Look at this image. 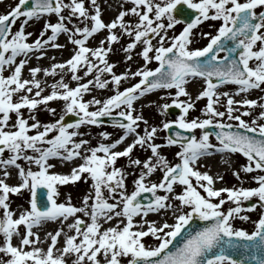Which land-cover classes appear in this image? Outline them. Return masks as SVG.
Returning <instances> with one entry per match:
<instances>
[{"label":"snow or ice","instance_id":"6c2138e0","mask_svg":"<svg viewBox=\"0 0 264 264\" xmlns=\"http://www.w3.org/2000/svg\"><path fill=\"white\" fill-rule=\"evenodd\" d=\"M130 2L131 7L120 6L109 22L102 19L98 0H32L31 4L18 0L0 14V264H248L249 260L264 264V211H260L253 230L234 226L237 218L250 220L243 211L256 210L257 205L264 209V122L258 123L264 120V103L253 116L250 109L258 105L259 98L234 100L230 91L218 90L233 84L235 94L240 95L264 86V0ZM129 15L135 18L134 23L125 19ZM52 16L56 17L54 22ZM177 17L186 18L178 34L175 25L182 21ZM40 19L45 21L43 28L35 40H30L33 33L26 26ZM18 20L21 22L13 30ZM208 20L219 22L215 34L193 31ZM101 30L107 35L97 46H88L87 41ZM169 30L174 34L169 35ZM60 34L67 35L74 52L43 72L55 75L59 68L70 72L77 83L70 87L61 76L51 85L50 93L42 95L41 81L36 78L42 69L30 67L31 79L22 77V69L30 53L39 51L43 57V49L63 47L56 43ZM123 35L130 38L122 48L125 59L131 61L133 50L140 46L143 64L117 74L108 56L113 43ZM205 37L203 47H193L197 39ZM152 62L157 66L149 67ZM78 69H84L85 77L93 74L92 78L80 82ZM6 70L10 74L5 75ZM105 74L109 78H102ZM197 78L203 86L193 98L186 85ZM133 79L136 82L121 87L124 80ZM110 85L111 95L83 99L84 93L93 88L108 89ZM157 89L166 90L160 98L170 100L157 106L161 114L171 105L181 112L177 119L149 125L135 102ZM205 97L207 103L200 109L203 118L189 119L196 101ZM56 99L64 101L65 114L75 112L79 119L63 123L65 114L50 122L37 119L39 105L55 115L48 102ZM91 105L98 107L90 110ZM24 108L30 113L27 117ZM104 116L113 117L111 123L121 130L118 138L96 146H90L88 139H76L84 135L78 131L81 125H100ZM232 121L238 122L235 127L243 131L233 130ZM141 123L143 134L138 131ZM173 125L189 131L199 129L200 135L193 131L186 136L178 130L174 136H166L163 144L157 143L158 132ZM210 125L219 129L215 133L218 143H213L205 130ZM99 135L109 140L112 134L104 131ZM129 137L131 142L117 150ZM165 146H178L176 162L161 153ZM136 147H146L151 155L132 159ZM213 153L220 154L226 163L235 154L246 158L232 170L240 186L216 187L215 181L223 177L214 178L209 171L200 170L205 167L201 159ZM120 157H128L130 166L140 168L131 192L126 187L128 172L116 166ZM53 158L62 164L80 162L68 174H60L50 171L55 167L49 162ZM13 169L19 178L14 185L6 182ZM157 171L161 172L157 182L146 180ZM81 180H90L91 188L80 206L72 203L70 194L64 201L58 200V185ZM245 182L251 186H244ZM38 189L46 192L38 195ZM24 190L30 193L29 206L12 209L10 194L19 195ZM145 192L152 194L146 204L141 203ZM252 198L256 202L245 209L244 202ZM173 200L178 203L173 204ZM226 203L227 208H223ZM169 210L173 223L165 219L157 224L146 219L149 214L167 216ZM137 216L141 219L136 220ZM194 216L208 223L188 232L182 243L168 250L172 238L181 234ZM50 222L61 226L46 231L41 240L39 231ZM106 222L113 223L103 227ZM148 237L154 238V246L146 242ZM228 250L239 251V257Z\"/></svg>","mask_w":264,"mask_h":264},{"label":"rangeland","instance_id":"374dc122","mask_svg":"<svg viewBox=\"0 0 264 264\" xmlns=\"http://www.w3.org/2000/svg\"><path fill=\"white\" fill-rule=\"evenodd\" d=\"M88 2H89V0H86V3H88ZM16 3H18V0H0V14L6 13L7 11H9L10 7L14 6ZM98 3L101 6L102 19L105 22H108V19L110 18L109 14H108L110 11L114 10L115 11V15H116L118 13V11L120 10V6H122L125 9L132 6L130 0H98ZM91 10L92 9L90 8V11ZM51 19L54 22L56 17L52 16ZM125 19H127V20H129L130 22H133V23L135 22V18L132 17L131 15L127 16ZM20 22L21 21H19V20L17 21L16 25H14V29L13 30H16L18 28ZM44 22H45L44 19L33 20V21H30V23L26 26V30L27 31H31L33 33L32 37H30V40H35L36 39V37L38 36L40 30L43 28ZM184 26H185L184 22H181V23L175 25V29H174L175 33L178 34V32L180 30H182ZM218 26H219V22L218 21L208 20V21L202 22L195 29H193V31L196 32L197 34H199L200 32H211L212 34H215L216 28ZM69 27H71V25H69ZM116 31H117V34L119 35V29H117ZM49 32H50V30H49ZM99 33H101V31ZM99 33L95 34L93 38H90L87 41V45L88 46L95 47V46L98 45L99 40L97 41V39H98V34ZM168 34L169 35H173L174 34L173 30H169ZM129 40H130V38L127 35L121 36L119 42H114L113 43V45H112L113 51L108 56L109 62L115 64L114 71L117 74L129 70V66L131 67V70H135L137 67H139L140 65L143 64V59H142V57L139 56V52L141 50L140 46H138L136 49L133 50L131 61H128V60L125 59V55L126 54L122 51V48L124 46H126V44L129 42ZM56 43H58L60 45H63V47H61V48H56L57 51L60 52V54H58L59 55V57H58L59 61H61L60 58H61L62 55H66V59H68L73 54L74 45L70 41L67 40V35L66 34H60L57 37ZM153 43H155V40L153 41ZM206 43H207V38L206 37L202 38V39H197L196 42L193 44V47H203ZM105 46H107V42L105 43ZM46 50L50 51V50H52V48L48 47ZM219 55L223 56L224 53L220 52ZM45 58H49V57H44V58H41L39 60H34V59H31V56H29L28 60L30 62V67H39V68L43 69V66H42L43 63L42 62L45 61L44 60ZM52 59H54V58H52ZM156 66H157L156 62H152L149 65V67H156ZM42 73H43V71L40 72V76H39V80L41 81V87L43 88L42 95L49 94L50 91H51V85L53 83H55L56 81H58L61 78V76L64 77V81L66 83H69L70 87H74L76 85V83H77V81H74V80L71 79L70 72L63 71V70H61L59 68H57V70H56L55 77L53 79H51L49 82H47V77L49 75H45V74L42 75ZM83 73H84V69H78V75L81 76V81L80 82H85L86 80L92 78L93 74H89L87 77H85L83 75ZM4 74L8 75V74H10V72H8L6 70ZM22 77L26 78V79H31L30 72L29 73H25ZM102 78L107 79V78H109V76H108V74H105ZM194 80L200 82L199 90L197 92H192L190 90L189 91L187 90L192 95L193 98H195L196 95L198 94V92L200 90H202V86H203L201 80H199L198 78L194 79ZM134 82H136L135 79H133V80H124L122 82L121 87L129 86L130 83H134ZM235 87L236 86L233 85V84H227L225 87H221L218 90L220 92L230 91V93L233 94L234 100H241V99H243L245 97H247L249 99H258L259 98L258 99V105L255 106L254 108L250 109V111L252 112L253 116L258 115V113L262 110L259 107V104L264 103V86H262L261 89L249 90L248 93H246V94L242 93L240 95H236L235 94ZM92 90L97 91V93H95L96 94L95 97L97 99H103L107 95H111L112 94L111 85L109 86L108 89L93 88ZM157 90L161 94H164V91H166V90H159V89H157ZM33 91H35V89ZM172 91H174V89ZM87 94L88 93H84V95H83V99L85 101L90 100L93 97V96L87 95ZM181 99H186V98L185 97H181ZM221 100L223 102L225 100V98L222 97ZM150 102H152V103L147 102L145 105L140 106L139 109L137 110V111L141 112L142 115H143L144 111H151L152 113L156 112V117L158 119H156L155 121H151L149 123V125H160L162 121L174 120V119L179 118L180 113L177 114V115H174V116H170L168 110H167V112L165 114H161L158 111V108H157L158 105L163 104V103H170V100L161 99L160 98V94H159V98H158L157 101L155 99H153ZM206 103H207V98L206 97L205 98H201L200 100H197L196 104H195V109L194 110H190V112H189V119H191L193 117L203 118V114L200 112V109L203 108ZM172 106H175V105H171L170 107H172ZM48 107L55 109V115H53V113L49 112L47 110V108L44 107V105H39L37 111L35 112V115H36L37 119H39L41 122H50V121H53L55 119H58L60 117V115L65 114V108H64V101L63 100L56 99V100L49 101L48 102ZM96 107H98V105H91L90 106V110H94ZM221 110H223V108H221ZM22 111H23V113H24V115L26 117L30 115V113L27 110V108L22 109ZM113 111L115 112L116 110H113ZM180 112H181V109H180ZM69 114H74V115L78 116L75 112L69 113ZM242 118L245 119V120H249V121L251 120L250 116H244ZM13 119H14V116H13ZM260 122H264V120L258 121V123H260ZM231 123H233V125L235 126L238 122L232 121ZM140 127L143 130V128H144L143 123L140 124ZM78 131L83 133L84 135L83 136H78V137H76V139H82V138L83 139H88L90 146H96L100 142H110L111 140L115 139L116 137H118L121 134V130L118 127L101 125V124L100 125H81V127H80V129ZM104 131H107V132L112 134L109 140H103L100 137L99 134L101 132H104ZM193 131L195 132V134L197 136L200 135V130L199 129L192 130L191 131L192 134H193ZM166 136H167L166 130L162 129L157 134L156 142L163 144L164 138ZM210 139H211V141L213 143H218L216 141V139L212 135L210 136ZM171 147L176 148L178 146H171ZM165 148H167V146L162 147L160 149L162 154H164V151L166 150ZM149 152H150V150L147 149L146 147H144V148L136 147L133 150V152L131 154V157H132V159H135L137 157H141L142 155H148ZM164 155L166 156V158L170 162H172V163L176 162L177 158L175 157V155H173L172 158L169 157L166 154H164ZM245 162H246V158L242 157L240 154H235L234 156H232L230 158V163H231L230 166L226 167V169L219 175V176H222L223 179L215 181L216 182L215 186L216 187L240 186V182L233 175V171L232 170L233 169H238L240 167V165L244 164ZM21 163L24 164L26 162L21 161ZM56 163L59 166L56 169L60 170V169H62V167L66 168V166L64 164L60 163L59 160H56ZM116 166L117 167H121V168L125 169L128 172V175L126 177V184H127L128 179L130 177H133L136 174H138L139 170H140L139 166H130L129 165L128 157H120V158H118L117 162H116ZM32 167L35 168L34 165H32ZM210 167H211V163H209L205 167H202L200 170L201 171H205V170L208 171V169ZM149 177L151 178V182H157L158 179L161 177V172L157 171V172H155L154 174H152ZM244 186H251V185L248 182H245ZM90 188H91V181L90 180L88 182H84L83 180H81V181H79V182H77L75 184L69 183V184L64 185V186H58V192H59L58 200L59 201H64L67 198V196L70 194L72 203L74 205H76V206H80L81 202H82L83 195L88 193L90 191ZM177 191H180V189L177 188ZM129 192H131V191H129ZM158 194H163V193L159 192ZM10 199L12 201V203L10 205V207L12 209H15V203L17 201H19V200H20L21 203L25 204L28 207L29 205H28L27 201L30 199V193L28 191L24 190L22 192V194H19V195L18 194H10ZM251 200L252 201H256V198H252ZM172 203L173 204H177L178 202L173 200ZM227 206L228 205L226 203L222 207L223 208H227ZM244 207H245V209H247V206L245 205V202H244ZM260 211H264V209H260L259 205H257V209L256 210L243 211L242 215L250 216V220L243 221V220H240L239 218H237L234 221V226L235 227H243L244 229H246L248 231L253 230V224L257 220ZM80 215L82 216V218H84L82 214H80ZM146 219L150 220V221H155L157 224L161 223L165 219L167 220L168 223H173L174 222L171 210H169L167 216H160V215H157V214H149L146 217ZM109 225L110 224H108L107 226H109ZM145 239H146V242L149 245H153L154 246V243H155L154 242V238L148 237V238H145Z\"/></svg>","mask_w":264,"mask_h":264},{"label":"bare ground","instance_id":"6f19581e","mask_svg":"<svg viewBox=\"0 0 264 264\" xmlns=\"http://www.w3.org/2000/svg\"><path fill=\"white\" fill-rule=\"evenodd\" d=\"M109 16L110 18L108 19V22L114 18L115 16V11L112 10L110 11L109 13ZM40 22V21H39ZM107 35V31L106 30H101V33L98 34V40L102 39L103 37H105ZM47 48L43 49V51L45 52V55L43 57H40L39 56V51H36L34 54L30 53L29 56H31V59H34V60H39L41 58H44V57H49V58H45L44 62H42V66H43V69L45 68H51V65L52 64H59L61 62H63L64 60H66V55H62L60 60H58V57L60 54L59 51H57V49H53L52 50H46ZM39 57V58H37ZM23 57H18L17 59H21ZM54 58V59H52ZM29 68H30V62L28 60V63L25 65V67L22 69V76L25 74V73H29ZM42 69V71H43ZM40 71V72H42ZM40 72L37 73V79H39V76H40ZM44 74V72L42 73V75ZM55 77V75H51L49 74V76L47 77V82H49L51 79H53ZM199 86H200V82L199 81H190L187 85H186V88L187 90L189 91H192V92H197L199 90ZM97 91L95 90H92V92H88L87 95H91V96H96ZM159 94H160V97L163 96L164 94H161L158 92V90H154L152 93H149V94H146L144 97L140 98L137 102H135V107L136 109L138 110L140 106L142 105H145L147 102H150L151 100L155 99L156 101L158 100L159 98ZM143 116L148 120V123H150L151 121H155L156 119H158L156 117V112L155 113H152L151 111H144L143 113ZM183 130V129H182ZM138 131H141V134L143 133L142 132V129L140 127V129H138ZM183 131H189V130H183ZM191 132V131H190ZM192 134V133H191ZM118 138V137H116ZM115 138V139H116ZM114 140V139H113ZM111 142V141H110ZM131 142V137H129L124 143H122L121 145L118 146L117 150H122L123 147L126 146L127 143ZM166 150L164 151V154L168 155L169 157H173L175 151H178L179 148L176 147H167L165 148ZM151 152H149L148 155H150ZM148 155H142L141 157H138L140 158L141 160L145 159ZM56 160L58 159H50V163H52L53 165H55L54 168L50 169V171L52 172H56V173H60V174H68L71 167L74 166L75 163H79L80 161L79 160H76V161H68V162H64L63 164L66 166V168H63L58 170L56 169L57 167H59L56 163ZM61 163V162H60ZM209 163H211V167L208 169L209 171V174L210 175H213V177L215 178L217 175H220L225 169L226 167H229L231 163H226V162H222L221 160V155L220 154H217V153H213L212 155L206 157V158H202L201 159V164L203 165H208ZM139 175L136 174L135 176L133 177H130L127 181V184H126V187L128 189V191H132L134 190V179ZM147 181H151V178L148 177L146 178ZM217 181V180H216ZM7 183L9 184H17L19 182V178L15 172V170L13 169L12 171V175L11 177L6 181ZM216 183V182H215ZM58 186H64V185H58ZM18 202V203H17ZM15 203V209L17 208L18 205H21L25 208H27V206L23 203L19 201H17ZM86 219V218H85ZM136 220H140L141 218L139 216L135 217ZM113 222H106L104 223L102 226L103 227H106L108 224H112ZM61 225H59L58 223H48L47 225L44 226V228H42L40 231H39V235L41 237V240H44V237H45V234H46V231H53L55 230L56 228L60 227ZM135 227V225H134ZM65 231H69L66 227L64 229ZM63 242V238H61V243ZM47 244V241H45V246Z\"/></svg>","mask_w":264,"mask_h":264},{"label":"water","instance_id":"95a60500","mask_svg":"<svg viewBox=\"0 0 264 264\" xmlns=\"http://www.w3.org/2000/svg\"><path fill=\"white\" fill-rule=\"evenodd\" d=\"M28 3L31 4L32 0H28ZM177 7H180V5H177ZM174 13H175V10H174ZM179 19H181L183 21L186 20V18H182V17H179ZM229 46H231V42H229ZM233 55H238V53H235ZM168 110H169L170 115H175V114H177L179 112V110L177 108H169ZM76 119H78V118L73 116V115L67 114V115H65V119H64L63 123H69V122H72V121H74ZM100 119L103 121L102 124L113 125L111 123L113 117H111V116L100 117ZM178 130L184 132L186 136H190L191 135V132L183 131V130L179 129L178 127L174 126V125L169 130H167V132H168V135H173L174 136L175 132L178 131ZM205 130L209 131L214 136H215V133L217 131H219V129L215 128L214 125L207 126ZM233 130L243 131V129H238V128H233ZM249 134L252 135L253 133H249ZM256 135H259V134L256 133ZM41 191H45L46 192V189H38V195H39V193ZM151 197H152L151 193H148V192L142 193L141 203H144V204L148 203V201L151 199ZM38 203H39V201H38ZM249 203H254V202L253 201L246 202L247 206H248ZM207 223H208L207 221H202L198 217L194 216L193 220H191L189 222V224L186 225L184 229H182L181 234H179L175 238H172L173 239V243L171 245H169V249L168 250H174L175 247H177L180 243H182V239L184 238V236L188 232H194L195 230H198L199 228L204 227ZM217 251H218V249H214L213 250V252H217ZM228 251H230L231 254H233L235 257H237V258L239 257V251H232V250H228ZM248 264H256V261L255 260H249Z\"/></svg>","mask_w":264,"mask_h":264}]
</instances>
